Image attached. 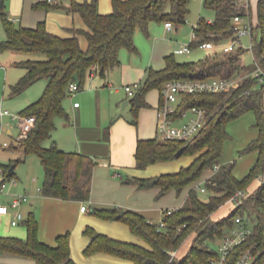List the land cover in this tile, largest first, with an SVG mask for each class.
Segmentation results:
<instances>
[{
	"label": "trees",
	"instance_id": "16d2710c",
	"mask_svg": "<svg viewBox=\"0 0 264 264\" xmlns=\"http://www.w3.org/2000/svg\"><path fill=\"white\" fill-rule=\"evenodd\" d=\"M190 2L113 0L114 10L106 14L98 10V0H71L69 5L48 4L47 1L36 4L48 8L62 6L68 11L79 12L89 26L85 31L89 45L84 50L78 38L82 30L74 28L72 36L62 37L48 31L43 20L35 27L17 24L7 12V0H0V18L7 33L6 38L0 40V49L40 51L45 54L42 59L19 61L25 72L10 85L11 92L19 94L34 82L43 78L47 80L43 94L21 111L36 117L35 126L21 141L26 153H36L44 166L45 178L40 189L42 195L83 201L91 198L94 167L98 159L81 151L64 150L56 142L50 147L43 146V141L53 135L55 117L62 115L70 118L64 104L70 94V82L77 81L82 87L93 73L107 77L109 71L120 64L122 47L137 50L134 40L137 27L148 34L152 20H171L182 24L190 12ZM205 5L215 10V18L211 21L205 17L199 18L194 26L196 37L193 47L203 41L219 43L227 38L233 39L236 33L234 17L250 14L249 5L241 0H205ZM255 27L259 30V39L254 36ZM251 35V49L264 69V0H258V23L256 26L253 23ZM244 51L243 47L231 51L218 50L198 61L184 62L178 61L173 53L167 55L166 66L162 69L151 67L147 78L132 96L134 112L148 104L146 94L151 88L158 86L162 89L170 80L239 74L236 72L245 66L240 63ZM250 68L245 67L251 71ZM192 105L205 107L208 119L203 129L188 140L190 144L187 147L180 146L185 140L140 138L135 152L138 168L183 155H195L192 163L176 172L133 177L132 180L141 187L159 186V194L164 195L172 188L182 191L186 185L196 181L205 169L218 164L219 168L207 179V187L212 193L210 198L201 199L196 187H193L185 203L177 209H166L160 222H152L143 214L129 209L94 208V213L103 218L128 223L148 246L120 240L88 226L86 232L91 240L85 248L87 254L109 252L130 260L128 264H209V259L217 254V250L207 242L208 238L224 236L225 230L233 227L236 216L242 215L256 223L253 234L235 249L231 259L237 258L243 250L252 248V264H264V183L258 181V176L264 171V82L260 83L258 77L249 74L230 91L184 93L179 109ZM249 110L256 113L258 136L250 141L244 151H257L258 158L250 172L240 179L234 174L235 163L222 162L221 157L228 137L227 122ZM109 130L110 126L106 128V139ZM2 167L8 176H12L16 163ZM254 180H257V184L252 187ZM239 190L246 192L242 202L229 216L215 218L213 213ZM24 222L27 226L26 238L0 236V251L31 256L35 264H78L71 255L70 231L59 234L57 244L50 245L39 238V220L35 210L28 213ZM191 235L192 245L186 254L179 256L177 252Z\"/></svg>",
	"mask_w": 264,
	"mask_h": 264
},
{
	"label": "crops",
	"instance_id": "0c3cea01",
	"mask_svg": "<svg viewBox=\"0 0 264 264\" xmlns=\"http://www.w3.org/2000/svg\"><path fill=\"white\" fill-rule=\"evenodd\" d=\"M43 1H47L48 4L69 5L71 0H67L65 3L59 0H23L24 22L22 25L35 27L39 21L43 20L48 31L62 37L72 36V29L74 28L80 29L82 32L78 33V38L82 49L86 50L89 41L85 31L89 29V26L83 16L79 12L68 11L62 6L51 8L36 6V4ZM77 1L83 2L86 0ZM243 2L246 1L244 0ZM98 10L104 14L113 12V0H98ZM12 18L15 21L17 19L15 17ZM164 26L166 31H173V29L168 30L165 24ZM150 29L152 34L146 35L140 27L136 28L134 40L137 50L131 51L130 49L122 48L119 55L120 64L113 67L107 77H103L99 73L90 75L92 77L100 76V82H96V87L90 94L88 106H85L83 102L76 106L74 105L76 101L71 105L74 119L70 113V118L67 119L69 124L73 126V132L78 137L77 146H67L63 142L62 146H59L64 150L81 151L98 159V163L94 167L90 200L83 201L45 196L39 205V238L50 245H56L57 236L70 231L71 255L78 264L130 263V260L109 252L99 251L87 254L85 248L91 240L90 235L86 232L88 226L111 237L148 246V243L141 236L131 230L128 223L122 220L103 218L99 215L88 217L86 214L89 210L94 213V208L119 207L137 211L152 222H160L164 211L181 207L185 203L191 188L195 187L191 183L189 184L191 186L182 193L181 191L178 192L176 188H172L164 195H160L161 188L159 186L141 187L132 180L133 177H152L160 173L179 171L183 166L190 165L195 158V155H188L187 158L178 157L171 160L153 162L145 168L136 166L135 152L138 140L140 138L160 137L158 133L159 106L157 105L155 108L148 107L153 102L146 97L148 104L134 112V104L131 102L132 96L126 90V85L138 83L141 85L143 79L147 78L148 70L151 67L162 69L166 66L167 55L172 53L174 55L184 54L178 52L179 48L171 47L168 43H162L161 39L156 35V25L153 21L150 23ZM179 29L177 26L176 31H179ZM6 35L7 33H4L1 37L5 39ZM12 51L25 54V58L21 60L31 58L30 54H27L28 51ZM240 63L242 65L245 64L243 61ZM119 77L121 81L120 87L124 86L123 88L127 92V96L121 98L123 107L130 106L133 114H131L130 118L122 117L115 121L111 129V126H106V124L115 111V106L113 105L115 94H109L104 91L101 82L103 81L105 84L107 81L106 83L109 84V87L114 88V83ZM34 83L41 84L40 86L44 87L47 80L43 78ZM109 95L111 102L107 107L105 101L107 98L109 99ZM125 100H128V102L125 103ZM89 112L90 114L92 113V118L85 123L83 122V115ZM108 126H110L109 137L106 139L105 132ZM7 132L12 135L14 126H9ZM257 136L258 128L255 137ZM127 172L134 174L133 177H127ZM214 172L215 169L212 168L211 172L207 174V179ZM235 175L240 179L243 178L237 174ZM84 202L87 203L88 208L82 211L81 205ZM31 204L34 205V202ZM34 207L28 212L31 210L36 211L37 208L35 205ZM0 215L4 214L0 213ZM24 233V231L20 232L21 237L24 236ZM35 262L34 258H29L27 255L0 251V264H35Z\"/></svg>",
	"mask_w": 264,
	"mask_h": 264
},
{
	"label": "rangeland",
	"instance_id": "374dc122",
	"mask_svg": "<svg viewBox=\"0 0 264 264\" xmlns=\"http://www.w3.org/2000/svg\"><path fill=\"white\" fill-rule=\"evenodd\" d=\"M59 1L63 3L67 2V0ZM245 1V3L249 5L250 9V14L245 15V17L248 20L252 19L254 25L256 26L258 23V0ZM22 6L23 0H7V12L9 13L10 17L17 18L15 21L17 24H23L24 22V13L22 11ZM215 13L216 12L213 8L205 5V0H191L190 12L185 22H183L182 24L174 23V28L172 32L166 31L164 26L165 21H152L156 25V35L159 39H161L162 43H168L171 47L179 48L185 43H193L195 39L194 25L197 24L200 17H205L207 20H213L215 18ZM152 21H150V23ZM150 23L148 34H152V30L150 29ZM177 26L180 28L179 31H176ZM4 33H6V30L2 19L0 18V40H3L4 37L2 38L1 36H3ZM144 34L147 35V33L145 32ZM234 36H237V34L235 33ZM254 36L258 39L260 37L259 30L256 27L254 28ZM231 40V38H227L224 41L217 43L215 49L211 51H208L204 48H200L199 46H195L193 47L191 52L184 54H175V57L178 61L182 62L198 61L201 58L207 56L209 53L219 50V48H222L224 44L230 42ZM252 41L253 37L251 34H245L240 37V43H238V47H243L245 50L241 56L240 62L243 61V63H245V66L243 65L244 68H241L240 72L237 71L236 73L244 75L246 72L248 73L250 71L245 69L246 66H250L251 70H253V68L256 66V56L253 50L250 49L252 48ZM27 54H30V57L32 59H42L45 57V54L40 51H33L29 53L27 52ZM24 55L25 54L21 52H14L9 49H0V180L5 178L7 183V186L4 188V190L0 191V204L9 205L14 196L13 194H26L28 196V200L24 201L17 209L22 211V219H18L16 222H14L13 219H15V212L17 210H12L8 214L0 215V236L21 237L20 232L24 231V236H22L21 238H25L27 236V226L24 220L29 213L28 211L35 205L37 208V217L40 214L39 205L41 203V200L45 197L40 191V188L45 178V170L39 156L36 153H26L25 148H23V143L21 141L24 136H18L20 133V129L18 128V125L12 121L11 115L2 116L1 111L7 109L14 114L21 113L24 108H26L29 104H31L43 94L47 85L46 83L43 87L40 86L41 84L33 83L19 94H13L11 92L10 85L17 82L25 71V69L19 66L18 64V62L21 61L22 58H25ZM118 80L115 81L114 88L109 87V84L106 83L107 81L105 82V84L103 83V81L101 82L104 91H107L109 94H115L113 101V105L115 106L113 107L115 111L110 117L111 119L106 124V126L110 125L111 129L115 121L121 119L122 117L130 118L131 114H133L131 112L130 106L123 107V101H121V98H125L127 96V92L124 90V86L120 87V77ZM144 81L145 78L142 82ZM96 82H100V76H89L83 88L76 91H70V94L65 98V107L70 113V115H72L73 119L74 115L71 109V105L74 101H77L79 102V104L80 102H83L85 106H88V102L91 97L90 94L92 90L96 87ZM166 83L164 85H166ZM162 89L156 86L151 88L147 92L146 97L151 102H153L151 103V106L149 105L148 107L155 108L157 105H160ZM110 102L111 99L109 95V99L107 98L105 101L107 107ZM91 118L92 113H85L83 115V122L87 123V120H91ZM256 120L257 116L255 111L249 110L238 117L230 119L227 122L228 137L224 143L221 161L234 162V173L240 177H244L246 176V174H248L251 167L255 163L258 155L257 151H244L250 141L257 135ZM9 126H14V133L12 135L7 132V128ZM52 134L53 135L51 137H48L43 141L44 147H50L54 142H56L60 146H62V142L67 144V146H77L78 137L73 132V126L69 124L68 119L65 116L57 115L55 117V128ZM5 141L9 142L8 146L1 145ZM189 144L190 142L188 140H185L184 142L180 143V146L187 147ZM185 157L187 158L188 155H183L179 158ZM10 163H16V167L14 169V175L8 178V176L6 177L2 173L1 167ZM211 170L212 168L205 169L202 175L192 183L193 185H195L198 191V195L203 200H208L212 194L209 188L207 187V174L210 173ZM133 175L134 174L130 172L126 173L127 177H133ZM260 175L264 176V171H261ZM13 179H16V182H13ZM256 184L257 180H254L252 183V187L256 186ZM189 186L191 185H186L181 191V193L184 192V190L186 191ZM201 188H205V190H202ZM32 202H34V205L31 204ZM236 206L237 204L235 201L228 200L213 213V216L218 219L225 218L233 212ZM86 215L88 217H95L97 214L89 210ZM245 218L246 224H249L250 226L254 227L256 221L248 217ZM231 231L232 228H228L225 230V234H229ZM140 239L142 238L140 237ZM192 240L193 237L191 235L184 241L179 251L177 252L179 256H183L187 253L190 246L192 245ZM221 241L222 237H219L218 235H215V237L213 238H208L207 240V242L216 250L219 249ZM174 253H176V251ZM28 257L30 258L31 256Z\"/></svg>",
	"mask_w": 264,
	"mask_h": 264
},
{
	"label": "built area",
	"instance_id": "2783aa9c",
	"mask_svg": "<svg viewBox=\"0 0 264 264\" xmlns=\"http://www.w3.org/2000/svg\"><path fill=\"white\" fill-rule=\"evenodd\" d=\"M234 24L237 36L224 44L219 50L231 51L238 47L240 43V37L245 34H252L253 23L252 20H248L244 15L238 14L234 17ZM165 25L168 30L174 28V22L166 20ZM194 37L196 33L194 31ZM214 41H203L199 44L200 48H204L208 51L214 50L216 46ZM193 49L192 44H183L179 47V53H189ZM251 49V48H250ZM252 50V49H251ZM218 51V50H216ZM256 66L250 72L246 74H233L231 76H195L190 78H179L170 80L163 86L162 89V100L158 107L159 124L158 133L163 139H178V140H190L194 138L205 126L208 115L207 110L203 106L192 105L183 110L179 109V104L182 100L184 93H195V92H220L230 91L240 85L246 75H254L258 77L259 82H264V69L259 64L258 60L255 59ZM1 66V63H0ZM140 84L126 85V90L131 96H134ZM81 86L77 81H72L69 84L70 91L79 90ZM74 105L78 106L79 102H75ZM1 115H11L12 121L18 125L20 133L18 136H25L36 124V117L34 115H28L23 113L14 114L9 110L5 109L1 111ZM2 146H8L9 142L5 141ZM2 173L7 177L8 175L4 172L1 167ZM219 168V165H215V171ZM13 176V175H12ZM8 176V178L12 177ZM258 181L264 183V176L259 175ZM16 182V179H13ZM7 186L5 178L0 180V191H3ZM205 190V188H201ZM246 192L243 190L237 191L230 200L240 204ZM28 200L26 194H14L10 204H0V213L8 214L12 210H17L20 205ZM87 205L84 202L81 205V210L85 211ZM23 218L21 210L15 212L16 222L18 219ZM164 225V222H161ZM232 231L229 234L222 236V241L217 254L209 259V264H252L254 260V253L252 248L243 250L237 258L231 259V256L235 249L240 245L244 244L249 237L253 234L254 227L246 224V218L242 215H238L235 218V222ZM173 254H175L173 252Z\"/></svg>",
	"mask_w": 264,
	"mask_h": 264
},
{
	"label": "water",
	"instance_id": "95a60500",
	"mask_svg": "<svg viewBox=\"0 0 264 264\" xmlns=\"http://www.w3.org/2000/svg\"><path fill=\"white\" fill-rule=\"evenodd\" d=\"M128 102V100H125V103H127ZM14 168V165H13V167H12V169Z\"/></svg>",
	"mask_w": 264,
	"mask_h": 264
}]
</instances>
